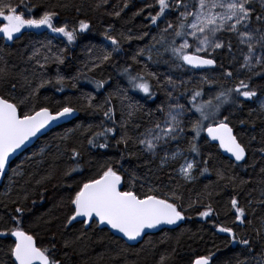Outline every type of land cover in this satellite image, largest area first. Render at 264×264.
Segmentation results:
<instances>
[{
    "label": "trees",
    "instance_id": "16d2710c",
    "mask_svg": "<svg viewBox=\"0 0 264 264\" xmlns=\"http://www.w3.org/2000/svg\"><path fill=\"white\" fill-rule=\"evenodd\" d=\"M109 1L23 0L24 4L33 7L35 16L44 10L55 11L56 26L67 24L69 28H78L80 21L88 23L89 29L79 33L72 44L47 29L22 32L19 39L11 43L0 38V77H6L0 78V94L28 97L42 79L51 80L52 83L40 88L22 110L49 107L55 112L70 105L79 114L72 122L42 137L10 165L0 187V232L15 227L12 218L16 217L21 227L36 236L38 245L51 249L59 264H160L161 256L165 257L164 264H193L201 256L209 257L211 264H239L240 261L255 264L253 257L259 258L264 243L253 230L260 227L264 217V203H261L264 201V172L261 171L264 169V111L258 106V101L264 97V70L260 73L246 71L242 66L245 47L237 35L222 33L220 42L223 47L211 55L216 68L205 72L213 74L215 79L202 88L186 83V80L177 81L178 88L174 91L167 81L169 77L175 79L179 73L178 65L182 66L184 74L197 73L156 44L153 37L159 40L162 28L152 23V16L138 0H113L111 5ZM19 2L13 0V3ZM251 7L250 27L264 29L263 23L255 19L257 15L262 16L261 8L256 3H251ZM116 12L120 13L119 16L115 15ZM105 34L119 41V51L106 62L99 57L105 50L111 52L114 46ZM128 36L132 39H125ZM172 38L169 32V41ZM48 40L52 41L50 51L41 46ZM180 41L176 38V46ZM258 49L264 53L259 44ZM34 50H39L40 55L30 59ZM140 50H145L143 55H138ZM157 50L161 55L157 56ZM45 55L53 59L45 63ZM57 55L62 56L63 63L54 62ZM37 60L45 67L41 68ZM125 68H130L133 75L140 73L144 76L150 84V94L130 87ZM227 72L233 75L228 77ZM149 73H155V76ZM58 74L64 78L62 90L55 84ZM240 80L249 84L257 95L246 99L233 93V98L239 102L225 104L219 119L229 118L227 122L245 147L247 157L244 163L237 165L223 156L202 133L193 141L195 133L191 131L188 118L193 117L194 109L188 113L181 138L172 141L174 144L168 148L170 151L179 148L184 157L196 162L194 179L187 181L179 174L183 159L161 167L163 153L153 157L141 149L138 143L140 133L153 127L157 120L164 119L160 108L166 112L174 99L191 108L188 101L194 89L203 90L204 95L197 98L199 103L219 91L235 88ZM96 81H103L104 87L98 89ZM12 84L16 85L14 89ZM89 95L94 97L92 107L86 99ZM106 98L110 103H104ZM109 108L113 111V120L104 116V111ZM89 125L91 131H85ZM105 128H114L115 133H107L106 141L103 136L96 137L95 143L106 142L107 147L88 144L94 133ZM125 133L131 137L127 145L118 143ZM190 142L197 145L198 152L189 150ZM73 149L79 152L75 159L72 158ZM108 164L120 171L124 181L134 183L135 190L141 194L149 188H156L159 189L156 194L164 198L165 195L171 197L175 191L180 196L175 202L184 216L182 225L175 230L148 235L136 246L128 245L95 224L86 228L74 221L65 226L72 212L70 198L79 184L98 175ZM73 168L77 171H71ZM205 168L207 172H203ZM68 172L71 174L66 175ZM232 199H236L238 206L245 210L244 223L237 220ZM17 207L23 212L17 213ZM209 207L211 214L201 216L200 213ZM248 220L252 223L248 224ZM221 227L232 228L236 242L230 234L220 232ZM241 238L252 242V252L238 242ZM11 245L10 232L0 236V264H12Z\"/></svg>",
    "mask_w": 264,
    "mask_h": 264
},
{
    "label": "snow or ice",
    "instance_id": "6c2138e0",
    "mask_svg": "<svg viewBox=\"0 0 264 264\" xmlns=\"http://www.w3.org/2000/svg\"><path fill=\"white\" fill-rule=\"evenodd\" d=\"M104 0H101L103 3ZM264 4V0H261ZM159 5V11L156 15L151 17L152 23L156 24L161 17L165 18L166 27L161 30L159 40L153 37L156 44L163 47L164 52H171V55L183 64L189 65L192 68H202L204 66H212L216 61L212 58H206L209 49H219L223 44L219 41L217 34L221 32H231L238 34L239 42L247 44L248 54L244 57V67H249L251 70L253 52L256 44H259L264 49V29L255 28L250 29L253 9L249 7L251 0H156ZM100 5L98 4L97 7ZM23 8V10H21ZM171 12H177L178 15L175 20H168L166 15ZM33 7L23 3H13V0H0V37L7 41L19 39L17 34H23L22 30L27 29H48L52 33L60 34L66 38L69 44L74 43L78 34L89 29V24L80 21L78 28H69L67 24L56 26L54 18L57 16L55 11L44 10L39 16H35ZM119 12L115 15L119 16ZM257 22L264 23V17L257 15L255 17ZM242 25L245 29L241 31L238 26ZM172 29V39L169 41L168 33ZM258 34V35H257ZM145 35H147L145 33ZM105 38L111 41L114 46L109 51H104L99 57L101 61H109L114 52L119 51V41L111 36L105 34ZM142 38V37H140ZM176 38H180L183 42L176 46ZM191 38V43L189 42ZM125 39H132L128 36ZM51 40L47 44H42L44 48L50 51ZM152 47H155L153 45ZM229 48L231 45L229 44ZM145 50H140L138 55H143ZM149 52L151 49L148 50ZM205 54V55H202ZM157 56L161 55L157 50ZM40 55L39 50H34L33 56L30 59ZM45 63L53 59L45 55L43 57ZM135 60L136 58L133 57ZM151 60L152 56L149 55ZM257 64H264V57H255ZM54 62L63 63L61 55L54 57ZM37 63L41 68L45 64ZM168 63V61H165ZM179 66V65H178ZM125 73L128 76V83L132 89L150 94V84L140 73L132 74L130 68H125ZM155 76V73H149ZM226 75L231 77L232 72H227ZM6 78V77H0ZM251 77H249V80ZM207 78H204L202 83H206ZM52 83L51 80H41L37 88L32 89L28 97L18 98L15 95L11 97L0 94V176L5 175L6 169L9 165L10 158L18 149L26 145L31 138L37 136L41 130L48 128L53 122L59 121L74 115L77 111L70 105H65L55 112L49 107H39L37 110L33 107L31 110H22L26 107L30 98L36 96L40 88ZM96 87L103 88V81H96ZM167 83L173 88L176 87V81L168 78ZM56 85H60L62 90L64 78L59 74L55 80ZM15 84L11 85L14 89ZM243 89V90H242ZM233 93L242 96L246 99H251L257 95L254 89L249 87V84L244 80H240L239 85L235 88H227L219 91L213 97L197 102L198 97L204 95L203 90L194 89L188 101L191 108H186L185 105L176 103L169 104L168 110L165 112L163 108L159 111L164 112V119L157 120L153 127L146 128L144 132L140 133L138 143L143 145V151L150 153L153 157L160 155L161 167L183 159L180 164L178 172L182 177L190 181L194 179V169L196 162L188 160L184 157L183 152L177 148L175 151H170L167 148L172 141H178L181 134L184 133V123L186 114L192 112L193 117L188 118V123L191 125V131L195 133L193 141L200 137L202 132L207 133V137L211 141H218L219 147L225 152L230 153L235 161H242L245 159V147L237 140L233 134L232 127L229 126L228 117L224 116L219 119L221 115V108L225 104L238 103L237 99L233 98ZM169 92L168 96L171 97ZM89 101V107H92L91 101L94 97L90 95L86 97ZM105 104L110 103L109 99H105ZM102 107V106H99ZM131 107V105H130ZM261 109L264 110V103L261 104ZM195 114H198L196 116ZM131 115V113H130ZM104 116L113 120L114 114L111 108L104 111ZM123 127V125H122ZM137 127H139L137 125ZM92 126L89 125L85 131H91ZM107 133H115L114 128H105L102 132L94 133L93 138L88 140V144L98 146L100 148L107 147V143H95L96 137H105L107 140ZM131 137L125 133L119 142L127 145ZM159 150V151H158ZM189 150L198 152V147L195 143L190 142ZM79 156V152L72 150V158ZM71 171H77L73 168ZM208 169H203L207 172ZM264 172V169L261 170ZM15 174V170H13ZM71 172L66 173L70 175ZM203 174V173H201ZM143 187V185H141ZM159 189L149 188L146 193H139L135 190L134 183L124 181L120 171L114 168L111 164L103 167V170L96 176L82 181L74 195L70 198L72 205L71 215L67 218L66 225H71L77 221L86 228L93 224L106 225L116 232L123 234L129 241H135L145 234L146 229H154L160 225H174L178 221L183 220L180 206L175 202L180 199V196L173 191L171 197L167 195L164 198L157 195ZM264 195V193H262ZM251 203V202H250ZM264 203V201H261ZM231 205L235 209L236 218L241 223L246 220L245 210L238 206L236 199L231 200ZM17 213H22L23 209L17 207ZM211 214V208L200 213L201 216L207 217ZM16 222V226L7 232H0V236L10 235L14 237L13 245L10 246V253L13 258L12 264H59L53 256L51 249L38 245L35 235L30 234L27 230L20 226V222L16 217L12 218ZM248 224L252 221L248 220ZM256 236L262 240V232H264V217L261 218L260 227L253 229ZM220 232L228 233L232 236V240L236 242L237 237L233 229L230 227L219 228ZM239 243L247 246L248 251H253L252 242L247 238H241ZM259 242V241H258ZM255 264H264V243L261 244V251L259 258L253 257ZM165 257L161 256L160 264H164ZM193 264H210V259L207 256H201L194 260ZM239 264H247V261H240Z\"/></svg>",
    "mask_w": 264,
    "mask_h": 264
},
{
    "label": "rangeland",
    "instance_id": "374dc122",
    "mask_svg": "<svg viewBox=\"0 0 264 264\" xmlns=\"http://www.w3.org/2000/svg\"><path fill=\"white\" fill-rule=\"evenodd\" d=\"M138 1L141 4L142 8L146 9L147 12H148V14L151 15V16L156 15L157 12L159 11V5L156 3V0H138ZM111 3H113V0H110L109 1V4L110 5H111ZM251 3H256L261 8V11L263 12L262 17H264V4H262L261 0H251ZM249 7L252 8L251 7V4L249 5ZM166 15H167V19L168 20H175V17L178 15V13L177 12H171L170 14H168V10H166ZM164 21H165V18L164 17H161V18H159L157 20L156 25L159 26V27H161L163 29L164 27H166V24H165ZM263 27H264V23H263ZM238 28L241 31H244L245 30L242 25L238 26ZM250 29H252V28L250 27ZM172 31H173L172 29L169 30L170 33H172ZM222 33H231V32H221V33H218L217 36H218L219 41H220V36L222 35ZM232 34H235V35L238 36V34H236V33H232ZM58 36L63 37L60 34H58ZM182 42L183 41L181 40L179 44H181ZM189 42L190 43L192 42L191 41V38H189ZM242 45L245 47V51H246V55H247L248 54L247 44H242ZM215 50H217V49H214V50L213 49H209V51H208V53L206 55L211 56ZM203 55H205V54H203ZM258 56L259 57H264V53L258 49V44H256L255 45V48H254V52H253V59H252V62H251L252 63L251 70H249V67H245V70L248 71L249 73H260V72H262L264 70V64H257L256 63L255 57H258ZM177 69H178V72L179 73L175 76L174 81H176V82L177 81L183 82L184 80H186L187 81L186 83L192 84V85H194V86H196L198 88H202L203 86H206V85L210 84L215 79V77H214L213 74H207L205 72H200V73H197V74H184V70L182 69V66H177ZM204 78H207V81L208 82L202 83V81L204 80ZM177 88L178 87L173 88L174 91H177ZM176 103L183 104L179 99H176V100L174 99V101H172L171 104H176ZM262 103H264V97L261 98L258 101L259 108H261V104ZM187 117H188V113L186 114L185 120H186ZM183 126H184V129H185L186 123H184ZM173 144H174V142L173 143H170L169 145H167V148H169V146H172ZM143 148H144V146L141 145V149L142 150H143ZM173 148H176V147L173 146ZM145 153L150 154L148 152H145ZM188 160H192V159H188Z\"/></svg>",
    "mask_w": 264,
    "mask_h": 264
},
{
    "label": "water",
    "instance_id": "95a60500",
    "mask_svg": "<svg viewBox=\"0 0 264 264\" xmlns=\"http://www.w3.org/2000/svg\"><path fill=\"white\" fill-rule=\"evenodd\" d=\"M28 30H34V29H28ZM189 68L195 70V71H203V70H209V69H214L215 66H216V63L212 66H204L202 68H192L191 66L187 65ZM79 116L78 112L76 111L74 113V115L72 116H69V117H66V118H62L61 120L59 121H55L53 122L48 128L46 129H43L41 130L40 133L37 134V136L31 138V140L29 142L26 143L25 146H23L21 149H18L16 153H14L12 155V157L10 158V162H9V165L6 169V173L5 175L3 176H0V187L2 186L3 182H4V179L9 171V168H10V165L19 157L21 156L24 152H26L28 149H30L32 146H34L42 137H44L48 132H50L51 130H54L60 126H63V125H66L70 122H72L73 120H75L77 117ZM230 126V125H229ZM233 134L235 135L234 131H233ZM204 135H205V138L212 144V145H216L218 146L220 152L222 153L223 156H225L226 158L230 159L231 161L235 162L237 165H240L242 163H244V161L246 160V157H247V154H245V159L242 160V161H235V158L230 154V153H227L225 152L223 149H221L219 147V144H218V141H211L210 138L207 137V133L204 132ZM246 153V151H245ZM78 221H79V218H78ZM183 223V220H180L178 221L176 224L174 225H167V224H164V225H160L158 226L157 228H154V229H146L145 230V234L141 237V238H138L137 240L135 241H129L127 240L126 237L123 236V234L121 233H118L116 232L114 229H111L109 226H106V225H99V227L101 229H106L108 230L113 236L117 237V238H120L122 239L123 241H125L128 245L130 246H136L138 245V243L140 244L144 238L148 235H152V234H157L159 231H162V230H175L177 228H179ZM11 239L12 241H14V237L11 236ZM211 264V262H210Z\"/></svg>",
    "mask_w": 264,
    "mask_h": 264
},
{
    "label": "bare ground",
    "instance_id": "6f19581e",
    "mask_svg": "<svg viewBox=\"0 0 264 264\" xmlns=\"http://www.w3.org/2000/svg\"><path fill=\"white\" fill-rule=\"evenodd\" d=\"M51 131H52V130H51ZM51 131H50V132H51ZM48 133H49V132H48ZM48 133H47V134H48ZM47 134H46V135H47ZM162 231H163V230H162ZM159 232H161V231H159ZM159 232H158V233H159ZM138 244H139V243H138Z\"/></svg>",
    "mask_w": 264,
    "mask_h": 264
}]
</instances>
